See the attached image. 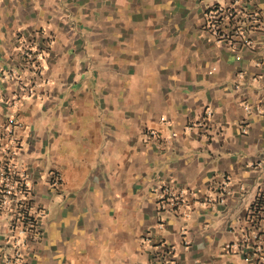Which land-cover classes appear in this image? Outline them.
<instances>
[{
	"label": "crops",
	"instance_id": "1",
	"mask_svg": "<svg viewBox=\"0 0 264 264\" xmlns=\"http://www.w3.org/2000/svg\"><path fill=\"white\" fill-rule=\"evenodd\" d=\"M232 1L0 0V162L15 115L18 160L46 208L25 264H162L160 241L177 264H256L225 246L264 188V21L251 44L218 40L206 8ZM240 7L264 20V0ZM24 40L47 51L41 78L25 66ZM193 120L205 124L189 129ZM145 129L175 132L173 147ZM160 180L191 203L189 218L161 228ZM11 218L0 210V259Z\"/></svg>",
	"mask_w": 264,
	"mask_h": 264
},
{
	"label": "built area",
	"instance_id": "2",
	"mask_svg": "<svg viewBox=\"0 0 264 264\" xmlns=\"http://www.w3.org/2000/svg\"><path fill=\"white\" fill-rule=\"evenodd\" d=\"M241 1L233 0L229 4L216 2L207 6L205 25L218 40H228L232 44H251L252 41L247 35L263 25L262 12L259 9L240 7ZM21 51L26 68L35 78L43 77L47 51L26 40ZM18 73L14 70L12 76H18ZM28 84L25 83L22 89L28 94H33L37 82L31 87ZM204 124L203 120H193L187 127L189 129L203 127ZM24 126V122L15 115L8 116L3 126V136L8 140V144L4 147V158L0 162V210L9 212L12 218L9 222L10 234L4 242L9 250L0 259V264H25L24 248L32 237L41 233L46 217V208L35 201L26 170L18 160L21 148L18 131ZM143 135L146 140L156 139L167 148L173 147V138L176 137L175 132L165 136L155 129H145ZM229 179L230 177L225 176L223 182L218 184L223 191H228ZM52 181L55 186H59L62 181L61 174L52 173ZM156 193L158 227H163L170 217L180 216L186 220L191 216V203L186 189L178 187L174 182L160 180L156 186ZM186 231L185 227L181 228V234L185 235ZM152 240L153 237L148 232L144 241ZM158 247V259L162 264H177L174 246L160 241ZM225 250L230 253L235 251L250 253L256 264H264V188L259 190L249 207L238 240L227 243Z\"/></svg>",
	"mask_w": 264,
	"mask_h": 264
},
{
	"label": "rangeland",
	"instance_id": "3",
	"mask_svg": "<svg viewBox=\"0 0 264 264\" xmlns=\"http://www.w3.org/2000/svg\"><path fill=\"white\" fill-rule=\"evenodd\" d=\"M22 48V47H21Z\"/></svg>",
	"mask_w": 264,
	"mask_h": 264
}]
</instances>
